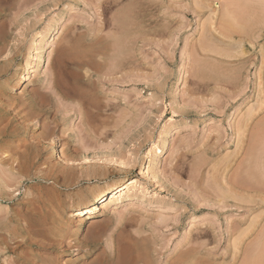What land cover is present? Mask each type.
<instances>
[{"label": "rangeland", "instance_id": "rangeland-1", "mask_svg": "<svg viewBox=\"0 0 264 264\" xmlns=\"http://www.w3.org/2000/svg\"><path fill=\"white\" fill-rule=\"evenodd\" d=\"M263 180L264 0H0V264H246Z\"/></svg>", "mask_w": 264, "mask_h": 264}, {"label": "bare ground", "instance_id": "bare-ground-1", "mask_svg": "<svg viewBox=\"0 0 264 264\" xmlns=\"http://www.w3.org/2000/svg\"><path fill=\"white\" fill-rule=\"evenodd\" d=\"M247 1H253V0H247ZM246 2V1H245ZM247 4V3H246ZM247 6H248V4H247ZM56 21V20H55ZM63 23V20H58V22L56 21V23L54 24V26H52L51 28H50V30L46 33L47 35H46V41H44V42H46L45 44H48L49 43V38L50 37H52L53 35H55L58 31H59V29H60V27H61V24ZM36 58V60H38V62H40V64H44L45 63V56H44V54L42 53H36V56L34 57V59ZM29 63H27V65H28ZM40 64H39V66H40ZM26 65V66H27ZM29 66V65H28ZM32 71V68H29V67H26L25 68V70L23 71V72H21L19 75H18V77H15L16 79L13 81L14 82V87H17L18 85H20L21 83H23L22 81L24 80V79H26V77H27V74H29L30 72ZM22 85V84H21ZM259 141V140H258ZM261 143V142H260ZM53 152L55 153V154H59L60 156H62V153H61V150H58L57 148H56V146L54 145V147H53ZM255 164V163H254ZM262 164V163H261ZM20 165V164H19ZM260 166H263V165H260ZM252 167H253V165H252ZM262 168V167H261ZM252 169V168H251ZM250 170V169H249ZM260 171V170H259ZM263 171V170H262ZM256 172V171H255ZM254 172V176H256V173ZM252 174V173H251ZM253 176V177H254ZM261 178L263 177V176H260ZM243 178V177H242ZM245 178V177H244ZM257 178V177H256ZM243 180V179H242ZM257 180V179H256ZM258 180H260V179H258ZM125 181V180H124ZM130 180L129 179H127L125 182H123L122 184H120V185H111L108 189H105V190H101L100 192H98V194L95 196V198H94V200H92L91 202H90V204H88L87 206H84V207H82V208H79V209H77V211H76V213L78 214V215H80L79 217V220H80V226L81 227H79L80 228V231L83 229V225H84V223L86 222V221H88V219H91L92 217H94L93 215L95 214V213H97V210L98 209H100L101 207H102V205L104 204V203H107L108 202V200H110V198H114V200H118V199H120L121 197H123V194H125L126 192H128V190H129V188H130V183L131 182H129ZM236 181H238V180H236ZM247 181V180H246ZM245 181V182H246ZM261 181V180H260ZM259 181V182H260ZM233 182V181H232ZM243 183V181H241V183H240V180H239V184H242V187H238L239 186V184L237 185V184H235V185H237L236 187H238L237 189H241V191H242V189L244 190V189H246V188H244L245 187V184L246 183ZM258 182V181H257ZM259 182H258V184H259ZM263 182H264V180H263ZM252 183V182H251ZM251 183H249V185L251 184ZM262 183V182H261ZM231 184V183H230ZM230 184H229V186H230ZM231 185L230 187H231V189H230V187L228 188V190H233V188H236L235 187V185ZM247 185V184H246ZM254 185H257V184H254ZM248 186V185H247ZM260 186V185H259ZM259 186H256L257 188L259 187ZM233 187V188H232ZM251 187V185L248 187V188H250ZM252 187H253V185H252ZM254 188V187H253ZM262 188V187H261ZM237 189H235V190H237ZM254 189H256V188H254ZM263 189V188H262ZM225 191H227L226 189H224ZM240 191V190H239ZM236 192H238V191H236ZM232 194V193H231ZM242 194V193H241ZM244 195V194H243ZM249 195V194H248ZM247 195V196H248ZM233 196V195H232ZM226 197V196H225ZM243 197V196H242ZM254 197H256V196H252V198H254ZM258 197V196H257ZM259 197H260V195H259ZM258 197V199H259V201L257 200V199H255V200H257L258 202H256V203H263L264 204V196H262L261 195V197L259 198ZM241 198V197H240ZM250 198V197H249ZM247 198V199H244V201L245 200H248V202H250V201H252V199L250 198ZM219 199V198H218ZM255 200H253L254 202H255ZM217 201H219V200H217V198H216V201L215 202H217ZM254 202H250V203H253L254 205H255V203ZM219 203V202H218ZM246 204H248L247 203V201H246ZM257 205V204H256ZM255 205V206H256ZM250 207V206H249ZM252 208H253V206H251ZM264 208V207H263ZM255 209V208H254ZM251 210V209H250ZM262 211H264V210H262ZM263 213V212H262ZM261 213V214H262ZM79 230V229H78ZM80 231H78V233L80 232ZM263 232V234L262 235H260L261 237H257L259 240L257 241V243H256V245H254V247H250L249 249H252L250 252H251V254H246L249 258H247V263H246V261H244L246 264H261V263H263L264 264V230L262 231ZM195 239V238H194ZM193 242V241H192ZM193 245V244H192ZM198 246V245H197ZM131 248V247H130ZM136 248V247H135ZM196 248V247H195ZM133 249V248H132ZM196 249H198V248H196ZM131 250V249H130ZM134 250V249H133ZM116 252V251H115ZM194 252V251H193ZM247 252H248V250H247ZM249 252V253H250ZM136 253V252H135ZM134 253V254H135ZM113 254V253H112ZM133 254V255H134ZM138 254V253H137ZM138 255H140V253L138 254ZM135 256H137V255H135ZM134 256V257H135ZM180 257H181V255H179ZM178 257V256H177ZM138 258V261H136L135 259V263L137 264V262L139 263L140 261H141V258H142V256L141 257H137ZM139 258H140V261H139ZM83 259V258H82ZM143 259H146V257H143L142 258V261L143 262H145V264H148V260L147 261H144ZM168 259V258H167ZM167 259H166V261H167ZM175 259V258H174ZM182 260H183V258H181ZM133 260V261H134ZM170 260V259H169ZM179 260V259H178ZM197 260V259H196ZM129 261V260H128ZM171 261H174L175 262V260H170V264L171 263H173V264H176L177 263V261L174 263V262H171ZM194 261V260H193ZM192 261V262H193ZM131 262V261H130ZM152 262V261H151ZM158 262H160V261H158ZM168 262L169 261H167L166 263L168 264ZM183 262V261H182ZM195 262V261H194ZM193 262V263H194ZM109 263V262H108ZM161 263H162V260H161ZM161 263H159V264H161ZM180 263V262H179ZM178 263V264H179ZM102 264V263H101ZM111 264V263H110ZM141 264V263H140ZM149 264H151L150 263V261H149ZM163 264V263H162ZM182 264H184V263H182ZM195 264V263H194ZM198 264V263H197Z\"/></svg>", "mask_w": 264, "mask_h": 264}]
</instances>
